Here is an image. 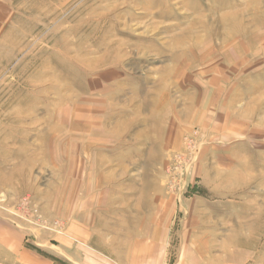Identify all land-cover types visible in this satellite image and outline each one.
I'll return each instance as SVG.
<instances>
[{
  "label": "rangeland",
  "instance_id": "374dc122",
  "mask_svg": "<svg viewBox=\"0 0 264 264\" xmlns=\"http://www.w3.org/2000/svg\"><path fill=\"white\" fill-rule=\"evenodd\" d=\"M149 244L264 264V0H0V264Z\"/></svg>",
  "mask_w": 264,
  "mask_h": 264
},
{
  "label": "crops",
  "instance_id": "0c3cea01",
  "mask_svg": "<svg viewBox=\"0 0 264 264\" xmlns=\"http://www.w3.org/2000/svg\"><path fill=\"white\" fill-rule=\"evenodd\" d=\"M164 251L162 245L149 244L145 250L141 252L138 264H165ZM10 254H13L15 250H9ZM230 253V254H229ZM29 258L30 253L19 251V258L23 256ZM34 256H31L33 259ZM83 264H94V262H86ZM173 264H260L258 256L254 252L235 250V252H229L228 248L221 249L216 255H204L200 252L186 253L185 255H179Z\"/></svg>",
  "mask_w": 264,
  "mask_h": 264
}]
</instances>
